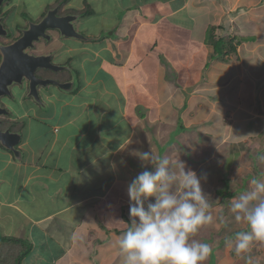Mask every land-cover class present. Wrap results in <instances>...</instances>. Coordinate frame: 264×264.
Listing matches in <instances>:
<instances>
[{"label": "crops", "instance_id": "obj_1", "mask_svg": "<svg viewBox=\"0 0 264 264\" xmlns=\"http://www.w3.org/2000/svg\"><path fill=\"white\" fill-rule=\"evenodd\" d=\"M244 1L71 0L87 16V40L72 45L73 86L23 115L19 127L28 119L32 133L24 139V129L20 159L0 146V238L29 242L20 264H123L128 185L154 170L135 152L184 161L211 185L209 209L234 217L226 186L240 182L241 193L264 181V0L261 16L239 26L254 40L234 54L218 59L207 36L213 27L233 38ZM224 227L205 232L204 264H248L249 252L228 253L236 241ZM259 249L251 264H264Z\"/></svg>", "mask_w": 264, "mask_h": 264}, {"label": "clouds", "instance_id": "obj_2", "mask_svg": "<svg viewBox=\"0 0 264 264\" xmlns=\"http://www.w3.org/2000/svg\"><path fill=\"white\" fill-rule=\"evenodd\" d=\"M134 155L144 162L142 167L150 164L154 170L145 167L128 185L131 224L117 241L123 264H204L211 246L190 241L213 222L201 178L180 159L170 162L152 151ZM251 184L254 189L240 194L231 205L235 219L249 229L235 234L237 255L250 252L253 241H264V181L253 178ZM246 259L251 264V257Z\"/></svg>", "mask_w": 264, "mask_h": 264}, {"label": "flooded vegetation", "instance_id": "obj_3", "mask_svg": "<svg viewBox=\"0 0 264 264\" xmlns=\"http://www.w3.org/2000/svg\"><path fill=\"white\" fill-rule=\"evenodd\" d=\"M52 15L53 22H63L64 19H71L70 24L80 35L86 37L80 29L81 21L87 18L84 12H79L72 7L71 0H2L0 4V65L3 62L1 47H9L22 39L24 33L31 26H38ZM51 22L50 20L48 21ZM47 24V23H46ZM47 24V25H48ZM75 40V42H74ZM84 40L72 39L62 34L58 29L47 27L38 38L33 39L28 47L23 49V53L33 57H41L46 67H39L35 70L34 76L48 85L38 86L37 92L41 105L47 107L49 100L56 99L62 93H68L67 90L60 89V85L72 83L73 81V56L72 45L79 44ZM83 43V42H82ZM52 83V84H50ZM29 81L22 79L9 86V94L0 97V107L6 109L8 114L0 116V130L15 129L17 121L12 120L11 110L8 107L9 102L28 101L32 105L39 106L35 100L28 96L30 94ZM48 97V98H47ZM58 98V97H57ZM14 105V103H12ZM46 109V108H45ZM47 111V109H46ZM28 117H30V114ZM8 118L14 126L3 127V120Z\"/></svg>", "mask_w": 264, "mask_h": 264}, {"label": "water", "instance_id": "obj_4", "mask_svg": "<svg viewBox=\"0 0 264 264\" xmlns=\"http://www.w3.org/2000/svg\"><path fill=\"white\" fill-rule=\"evenodd\" d=\"M2 0H0L1 4ZM54 14V13H53ZM50 18L45 20L42 24L38 26H31V28L24 33L22 39L18 40L15 44L9 47H1V52L3 54V62L0 65V97L8 95V88L13 83L19 82L22 77L29 81L30 94L28 96L32 97L35 102L41 104L40 98L38 97L37 87H45L48 82L39 80L34 76V72L39 67H46L43 64V59L41 57H33L28 54L23 53V49L30 45L33 39L38 38L39 34L49 27L53 29H58L63 35L78 40H87L86 37L80 36L70 24L71 19H64L63 22L58 21L53 22L52 15ZM49 22L48 24V21ZM48 25H47V24ZM52 84V83H50ZM73 83H68L65 85H60V89L67 90L72 86ZM6 109L0 107V116L7 115ZM1 123V121H0ZM22 142V134L18 132H13L9 129L0 130V145L11 152L15 158L20 159L21 152L18 149Z\"/></svg>", "mask_w": 264, "mask_h": 264}, {"label": "rangeland", "instance_id": "obj_5", "mask_svg": "<svg viewBox=\"0 0 264 264\" xmlns=\"http://www.w3.org/2000/svg\"><path fill=\"white\" fill-rule=\"evenodd\" d=\"M227 1H228V3L232 4L236 0H227ZM261 1H263V0H261ZM244 2L245 3H250L249 4L250 5L249 8L248 7L247 8L246 7H243L246 10V12L245 11H243L244 13L242 12L244 16H242V18H240V19L237 18L236 20H235V17L237 15L232 16V20L230 22V25H231L230 32L233 33V37L234 36H239L238 35V34H240V32H239V28L240 27L239 26L242 25L241 23H246L245 22V20H246L245 17L246 16H248V18H247L248 22L252 23V18H251L250 15H252L253 18L254 17L261 16V14L259 13L260 11H257V10L259 8H263L264 7V5H263V7L261 6V7L258 8L259 3L256 4V0H245ZM223 4H224V1H223ZM234 7L236 8L237 6H234ZM216 8L217 9H222V8L224 9V6L223 5H222V7L217 6ZM233 12H235L237 14L238 10H234ZM238 13H241V12H238ZM240 15H242V14H240ZM252 29H253V27H252ZM254 29H256V28L254 27ZM223 37L224 38H227V36H223ZM253 40L254 39H252V38H247L245 41H253ZM234 43H236V41H234ZM78 65L79 64L76 63V65H75L76 67H74V69L77 68ZM12 103H14V105H12ZM33 106L34 105L30 104L28 101H25V102L18 101L17 102V100H16V102H9L8 103V107L11 110L12 120L17 121V124H19L23 120V115L25 113H29L30 114L29 111L33 108ZM26 116H28V115H26ZM3 122H4L3 127H6V126H14L13 123L8 118H5L3 120ZM15 125H16V123H15ZM23 127L24 128H20L19 131L21 132V134H23V132L25 131L24 129H27L26 133L24 134V139H27L28 137L30 138L31 133H32V129L30 127V124L28 122V119H24V121H23ZM17 128H19V125L17 127L15 126V129H17ZM28 130H29V132H28ZM28 146L31 147V142H30V144H28ZM202 162H204V160ZM212 171L215 172V169L212 170ZM212 171L210 172V174L213 177L214 176V173ZM202 185H201V187H202V191L204 193H206L205 190H204V187L207 188V187L211 186V185H203V186ZM240 185H241L240 182H235V183H232V185L229 188H228V186H226V188H227V189H225L226 192L229 193V194H232V196L231 197H227L224 200H222V204L225 207L226 213L229 216H233L234 215V217H229V218L225 217V214L223 212L224 210H223L222 211L223 212L222 215H219V218H220L219 219L217 213H218L220 207H222V205H220V204L212 207L211 210L208 209V211L213 216V222L210 223V224H206L203 227H201V229L196 234H194L192 237H190V241L195 240V241L203 242L202 240L204 239L205 232H207L208 230L214 229V228H219L220 225H225V227L223 228V230L224 231H226V230L228 231L229 230V233H231V231H232L233 232V236H235L234 233H236V232L248 231L249 230V229H245V227L247 226V224L245 222H243V221H237V223L235 225H233V224L230 223L231 222V218H232L233 221H236V219H235V215L236 214L231 209V205L233 203V200L235 198H238L240 194L244 193L243 191L245 189H246L245 192H250V191H252L254 189V185L249 184V185H247L245 187V189L241 193H239V190L241 188ZM218 186L221 187V185H218ZM206 190H208V189H206ZM173 191H175V187H173ZM208 202H209L210 205L214 204L212 201H208ZM220 212H221V209H220ZM127 218L130 221V223H131V218H130L129 212L127 213ZM218 220H220V222H218ZM247 228H248V226H247ZM255 242L256 241H253L252 242V245H251L252 248H251V250L249 252L250 253V257H257V255L259 254L260 251H261L260 254L262 253V249H259V248H261V247L264 248V241H258L257 243H255ZM258 244H259V246L255 247ZM234 245H232V246L234 247ZM8 246H11V244H8ZM11 253H13V251H11L10 253L8 252V255H11ZM214 253H215V255H217L218 253H220V255H222V256L227 255V252L226 251H220V252H216L215 251ZM228 253H232L233 255H236L237 256V254L235 253V251H232L231 250L230 252L228 251ZM210 256H213V253L212 252H211Z\"/></svg>", "mask_w": 264, "mask_h": 264}, {"label": "trees", "instance_id": "obj_6", "mask_svg": "<svg viewBox=\"0 0 264 264\" xmlns=\"http://www.w3.org/2000/svg\"><path fill=\"white\" fill-rule=\"evenodd\" d=\"M215 31L216 28L212 27L209 29L207 41L214 47L216 57L221 60H224L229 55L234 54L236 52L238 44L247 39L243 37L240 38L239 36H234L233 38L231 36H227V38L217 37L215 35ZM234 41H236V43H234ZM18 125L19 124H16V127ZM17 129L20 130V127ZM19 130L18 132H20ZM231 237L234 238L235 236H233L232 234ZM8 244H11V246H8ZM30 250L31 245L29 244V242L19 239L1 237L0 264H20L21 260L30 252ZM11 251H13V253H11V255H8V252L10 253Z\"/></svg>", "mask_w": 264, "mask_h": 264}]
</instances>
